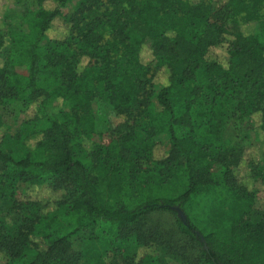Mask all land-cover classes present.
I'll return each mask as SVG.
<instances>
[{"label": "trees", "instance_id": "trees-1", "mask_svg": "<svg viewBox=\"0 0 264 264\" xmlns=\"http://www.w3.org/2000/svg\"><path fill=\"white\" fill-rule=\"evenodd\" d=\"M34 1L30 27L8 39L9 53L0 67V90L6 91L5 96L0 91V182L14 197L20 184L62 191L56 210L63 211L70 229L51 239V214L57 211L37 215L40 203L28 202L35 216L15 235L0 225L6 264L26 259L27 253L35 255V264H88L67 249L69 238L91 225L105 227L104 254H115V262L107 256L101 264H140L126 254L120 230L161 210L171 211L190 239L200 243L201 235L207 247L203 264H264V221L243 223L240 196L250 193L226 167L224 149L215 142L225 121L240 123L255 113L264 133V30L260 24L251 32L244 29L264 19V0H223L215 10L212 0H91L104 13L85 33L79 30L81 7L69 17L61 14L70 0ZM59 19L65 35L48 38ZM4 43L0 30V47ZM224 45V64L209 58L211 49ZM143 46L150 63L141 55ZM86 57L95 64L78 71ZM200 64L205 83L196 85ZM40 65L51 81L47 87L40 84ZM157 71L166 80L160 87L153 83ZM24 94L36 99L30 121L45 117L47 126L22 141L25 153L15 160L1 150L7 130L3 116L9 98L21 102L19 107L29 106ZM100 95L118 115L137 106L133 117L144 137H136L127 124L116 140L85 130L97 121L94 102ZM56 103L64 109L47 113ZM196 107L205 109L200 126ZM163 132L172 150L157 153L155 137ZM74 142L89 165L74 157ZM258 164L250 166L254 182L261 172ZM172 208L184 213L185 223ZM210 214L230 229L228 243L203 230L201 220ZM38 227L48 242L43 250L34 241L41 235ZM144 237L136 233L127 240Z\"/></svg>", "mask_w": 264, "mask_h": 264}, {"label": "rangeland", "instance_id": "rangeland-1", "mask_svg": "<svg viewBox=\"0 0 264 264\" xmlns=\"http://www.w3.org/2000/svg\"><path fill=\"white\" fill-rule=\"evenodd\" d=\"M223 0H212L211 7L213 10L221 6ZM83 4V5H81ZM51 3L46 4V8L51 9ZM81 7L83 22L79 26L81 33H85L91 26L98 23V19L104 11L97 8L91 0H70L61 10V14L65 17L71 16ZM34 0H15L13 3L0 2V30L1 35L5 39L4 45L0 47V67L5 62L9 53L8 39L15 35L25 32L30 27L31 19L35 11ZM260 24L261 30H264V19L259 23L250 24L244 27L248 32L254 31ZM65 35L63 22L59 19L53 25L47 37L51 39H59ZM141 55L146 63H150L151 54L149 50L143 46ZM209 58L223 63L226 58L225 45L213 48L210 51ZM95 64V60L91 58H83L77 70L81 71L85 67ZM203 67L200 64L199 70L195 75L196 85L205 83ZM39 76L41 78V87H47L51 84L48 75L45 73L43 66H39ZM153 83L156 86H163L166 83L165 78L159 71L155 73ZM5 96L6 91L0 90ZM24 100L29 101L28 107H19L21 102H13L14 99H7V108H5L3 121L7 130L1 146L2 152L18 160L21 158L25 149L22 141L30 135V133L38 127H46V118H40L38 122H32L30 119L37 111L35 106V98L24 94ZM47 109L50 115L56 114L63 110L60 103H56ZM137 106H133L131 113L127 115H118L108 104L104 95H100L94 102V110L97 115V121L84 129L93 133L104 134L105 138L112 140L119 139L124 131L121 126L124 124L131 125L136 137L143 138L142 128L138 125V120L134 118ZM195 121L200 126L204 123L203 117L205 109L202 107L195 108ZM261 120L260 114L255 113L247 120L240 123L234 121H225L219 134L215 138V142L219 148L224 149L221 156L229 170L237 177L239 184L243 190L250 193L249 197L240 196L241 215L243 223L255 224L264 221V133L260 130ZM1 134V131H0ZM157 146L155 152L163 153L171 151L172 146L169 136L166 132L155 137ZM72 153L75 158L83 161L85 165H89V161L81 153L80 145L73 143ZM231 154L233 158L231 157ZM261 169L260 175L256 182L250 178V166L258 163ZM180 164L184 162L180 158ZM2 169L0 168V174ZM218 174V173H217ZM219 178V177H218ZM239 189L240 187H236ZM216 187L214 190H219ZM48 189H38L36 187L28 188L20 184L18 194L14 197L9 187L0 182V225L11 235H15L17 231L24 227L23 223L35 216L32 206L28 202L36 201L42 207L37 215L49 214L56 210V201L60 199L62 191L53 192ZM243 193V192H242ZM63 211L59 210L51 214V227L48 229V236L53 239L65 235L70 229V222L62 217ZM203 230L211 231L214 237L221 243H228L230 237V229L222 227L213 220L211 214L201 220ZM40 229L39 227L37 228ZM104 226L91 225L82 228L79 232L69 238V254H81L88 264H101L103 260L108 262L107 256L112 257L115 262V254L106 252L104 254L102 233ZM38 239H34L39 245L40 250L45 249L47 243L42 239V230H39ZM143 234L145 239L141 242L127 240L128 236L133 234ZM122 236L121 244L135 263L146 264L145 260L151 264H203L202 246L198 241L190 239L183 233L176 224V217L169 210H161L149 213L142 217L140 221L129 227H124L119 233ZM126 239V240H125ZM35 255L27 253V258L17 260L13 264H35ZM7 257L0 252V264H6Z\"/></svg>", "mask_w": 264, "mask_h": 264}, {"label": "water", "instance_id": "water-1", "mask_svg": "<svg viewBox=\"0 0 264 264\" xmlns=\"http://www.w3.org/2000/svg\"><path fill=\"white\" fill-rule=\"evenodd\" d=\"M172 209H174V210L176 211V216L179 217V218L181 219V221H183V222L185 223V221H186V217H185L184 213H183L180 209H178V208H172ZM198 237H199V241H200V243L203 244L202 248H203L204 250H207V247H206V245L204 244V240H203V238L201 237V235L198 234Z\"/></svg>", "mask_w": 264, "mask_h": 264}]
</instances>
